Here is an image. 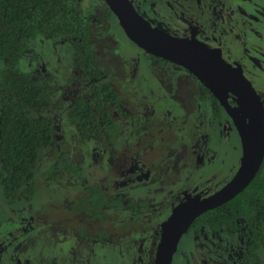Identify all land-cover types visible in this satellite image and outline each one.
<instances>
[{
  "label": "rangeland",
  "instance_id": "obj_1",
  "mask_svg": "<svg viewBox=\"0 0 264 264\" xmlns=\"http://www.w3.org/2000/svg\"><path fill=\"white\" fill-rule=\"evenodd\" d=\"M82 3L92 12L90 42L97 67L106 74L104 82L121 95L119 116L115 112L121 133L113 147L77 137L66 109L69 100L82 91V74L64 42L52 44L43 40L34 52L35 61L26 67L34 74L43 72L57 86L52 107L40 115L55 121L58 131L55 146L62 148L64 142L68 143L70 156L81 171L67 176L61 184L39 190L33 202L2 204L0 264H130L126 255L132 257L135 252L126 254L125 251L132 252L128 245L132 250L136 246L142 257L146 252L155 257L157 226L170 215L177 193L185 190L190 196L208 197L226 185L239 168L240 139L235 133L226 132L210 103L200 98L193 76L178 65L164 63L138 48L116 19L108 16L104 0ZM174 7V13L169 9L173 14L163 8V15L173 20L176 13L184 11L190 14L185 13L187 19L195 16L204 26L202 35L221 42L226 61L245 55V72L264 104V0H217L212 4L193 0ZM248 57L259 64L254 76L251 72L255 61ZM141 104L155 109L161 119L167 117L160 120L166 125L149 130L138 123H146L147 119ZM200 126L205 142L183 141L184 135L198 132ZM50 162L46 156L39 166L41 175ZM262 172L264 175V167ZM101 183L125 200H133L134 205L148 206L143 220L133 219L124 208L105 212L120 226V233L115 231L117 226L113 227V235L118 238L125 234L121 245L115 241L109 244V240L106 244L80 240L65 224L68 220L78 222L70 211L62 213L68 202L79 200L87 188ZM126 226H138L140 231L132 234ZM193 233L195 230L180 241L174 264H216V259L219 264L232 263L226 253L233 245L227 240L235 234L225 232L212 241L213 233L207 232V239L212 241L207 248L205 235H199L192 254L188 243ZM258 258L261 263L257 264H264V254L260 253Z\"/></svg>",
  "mask_w": 264,
  "mask_h": 264
},
{
  "label": "trees",
  "instance_id": "obj_2",
  "mask_svg": "<svg viewBox=\"0 0 264 264\" xmlns=\"http://www.w3.org/2000/svg\"><path fill=\"white\" fill-rule=\"evenodd\" d=\"M82 1L0 0V210L3 203L14 206L18 202H33L39 190L61 184L67 176L81 171V166L70 156L68 143L64 142L62 148L55 146L58 134L55 121L40 115L52 107L57 86L43 72L34 74L26 67L35 61L34 52L43 40L52 44L64 42L75 67L82 74V91L69 100L66 109L68 119L76 127L77 137L113 147L121 133L115 117V112L119 116L121 111V95L104 82L106 74L97 67V57L90 42L92 12ZM108 12V16L118 23L110 9ZM202 89L216 104L209 90L203 86ZM215 107L218 115L221 111L225 113L218 104ZM46 156L51 162L41 175L39 166ZM263 167L264 162L241 194L201 215L189 232L200 231L203 227L213 232L221 229L232 232L245 224L250 238L249 258L256 261L258 252L264 251ZM118 194L102 183L87 188L79 200H70L62 210V213L70 211L78 217L76 224L68 220L66 226L80 240L102 244L108 240L109 244L122 242L125 234L118 238L113 235V227L117 226L115 231L120 233V226L105 212L124 208L133 219L143 220L148 206L134 205L133 200H125ZM125 229L132 234L140 231L138 226H126ZM128 246L132 252L125 251L126 254L135 252V256L126 255L130 264H154L148 252L142 257L136 246L133 250Z\"/></svg>",
  "mask_w": 264,
  "mask_h": 264
},
{
  "label": "water",
  "instance_id": "obj_3",
  "mask_svg": "<svg viewBox=\"0 0 264 264\" xmlns=\"http://www.w3.org/2000/svg\"><path fill=\"white\" fill-rule=\"evenodd\" d=\"M125 35L146 53L183 67L220 102L239 133L242 157L232 180L205 198L190 197L178 204L161 225L154 264H173L183 236L204 213L241 194L255 179L264 162V104L239 64L226 63L203 45L174 37L153 27L129 0H105ZM230 94L238 104H229Z\"/></svg>",
  "mask_w": 264,
  "mask_h": 264
},
{
  "label": "flooded vegetation",
  "instance_id": "obj_4",
  "mask_svg": "<svg viewBox=\"0 0 264 264\" xmlns=\"http://www.w3.org/2000/svg\"><path fill=\"white\" fill-rule=\"evenodd\" d=\"M129 1L133 5L134 9L139 13V15H141L153 27L158 28V29H160V30H162V31H164V32H166V33L174 36V37H177V38H180V39H185V40L190 41V42L192 41V42H194V44L196 43V44H199V45H203V46H205L206 49L212 51L214 54H216L218 56H221L223 58V60L226 63H228V64H231V65L239 64L242 67L245 75L250 79V77L245 72L246 69H247V67L245 65V58H246L245 55L243 54V56L241 58L234 57V60H232L231 62L226 61L224 59V47L223 46H220L221 42L216 41V40L213 41L209 36L202 35V30L204 29V26L200 23V21L197 18H195V16H191V18L187 19L186 14L187 15H190V14L189 13H186L185 11L184 12H180V13H176L177 14L176 20H173L170 17H165L163 15V12H164L163 8H166L170 12V14H173L174 13V9H176L174 7V5H176V7H178V5H181V4L184 5L187 2H189V1L193 2V0H129ZM205 1L208 2V3H210V4H212L213 2H217V0H205ZM107 8L109 9L108 5H107ZM169 9H171V11L173 13ZM218 13H219V11H218ZM109 15H110V12H109ZM110 18H111V16H110ZM154 58H156L158 60L161 59V58H157V57H154ZM249 59L250 60L253 59L255 61V63L252 66V72H251V74L254 76V70H255V68H257L256 65H259V64H256V61L257 60L254 59L253 57H251ZM161 60H163V59H161ZM162 62H164V63H171L172 64V62H169V61L165 62V60L162 61ZM181 68H183V67H181ZM185 71L188 72L187 70H185ZM190 75L193 76V78L196 80V82L198 84L200 98L203 101H205V102H209L210 105L213 107L214 114H215V118L216 119H219V120H221L223 122V124L225 126V130H226V132L228 134L231 135V134H234L235 133L238 136V138L240 139V136H239V133H238V131L236 129V126L234 125L232 119L227 114L226 110L222 107V105L220 104V102L209 91L211 93V95L216 99V101H217L216 104H218L220 107H222L224 109V111H225V113L224 112L222 113V111H221V114L218 115L216 113V107H215L216 104L211 100L210 96H208V95H206L204 93V91L202 89V86L203 87H205V86L198 79H196L194 77V75H192V74H190ZM229 104L231 106H233V107H237L238 106V104H237V102L235 100V97L232 94H230ZM141 105H142V108L145 107V110H146L145 111V114L147 116L146 117L147 119H146V123L145 122H142V121H139L138 123L141 122L149 130H155L156 129L155 128L156 125H157L156 126L157 128L159 126H165L166 125V124H162V122L160 120L167 119V117L161 119L159 113L155 109L152 110L151 108L148 107L147 104H141ZM148 109H150L152 111L151 112H148ZM142 114H143V112H142ZM167 116H168V114H167ZM148 117H149L150 120L148 119ZM167 122H169V121L166 120V123ZM198 122H200V120ZM197 131L198 132H196V133H195V131H190L189 133H187L186 135H184L183 136L184 138H182L183 141H188V142L198 143V144H199V142L200 143L203 142V141L205 142V136H203L202 132L201 133L199 132V131H201V126L199 128H197ZM240 143H241V140H240ZM241 150H242V146H241ZM241 157H242V155H241ZM240 162H241V158H240ZM239 167H240V164H239ZM226 185H224V186H226ZM220 190H218V191H220ZM218 191H216V192H218ZM185 194H187V192H185V190H183V191L180 190L177 193V195H176V197L174 198V201H173L174 203H173V208L171 209V213H172V211L174 210V208L178 204H180L181 202H183L185 200V196H186ZM213 194H211V195H213ZM187 195L190 196L189 194H187ZM211 195H209V196H211ZM195 196H190V197H195ZM171 213H170V215H171ZM207 232H209V233L212 232L213 233L211 235L212 237L210 238V239H212V241L215 240V238H217L219 236H224L225 232H229V233H232V234H235L236 235L234 238H231V239L227 240V241H229L233 245V248L231 249V251L230 252L227 251V253H226L227 256L232 259L231 260V262H232L231 264H247V263H250V262H252V264H257L258 262L261 263V261H259L258 255L260 253H263L264 254V252L262 250L258 252L257 257H256V261L255 260H252L251 258H249L250 257V254L248 252V248L250 246V238H249V235L247 233V227H246L245 224H240L239 229L236 230V231L234 230L232 232L231 231L224 230V229H221V230H219L217 232H213V231L207 229L206 227H203L202 229H200V231H195V233L189 235L190 236V242L188 244H189V246L191 248L192 254L195 251V244L197 242L196 238H199V235H203V234L205 235V241L207 242L206 248L209 246L210 242H212V241H209L207 239V234H208ZM160 234H161V225L160 226H157V236H158V239H156V247H157L158 242L160 240ZM191 241H193V242H191ZM178 251H179V247H178V250H177L175 256L178 254ZM149 256L151 257V260H153V263H154L155 257L151 256L150 254H149ZM175 256H174L173 264H174L175 259H176ZM219 263H220V261L218 259H216V264H219Z\"/></svg>",
  "mask_w": 264,
  "mask_h": 264
}]
</instances>
